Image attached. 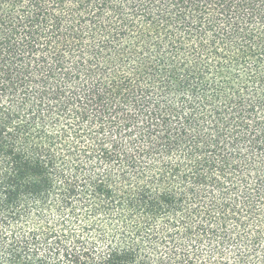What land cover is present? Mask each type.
I'll return each instance as SVG.
<instances>
[{"label":"trees","instance_id":"trees-1","mask_svg":"<svg viewBox=\"0 0 264 264\" xmlns=\"http://www.w3.org/2000/svg\"><path fill=\"white\" fill-rule=\"evenodd\" d=\"M0 264H264V0H0Z\"/></svg>","mask_w":264,"mask_h":264}]
</instances>
